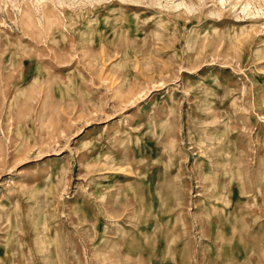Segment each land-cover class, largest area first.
I'll use <instances>...</instances> for the list:
<instances>
[{
  "label": "rangeland",
  "instance_id": "374dc122",
  "mask_svg": "<svg viewBox=\"0 0 264 264\" xmlns=\"http://www.w3.org/2000/svg\"><path fill=\"white\" fill-rule=\"evenodd\" d=\"M0 264H264V0H0Z\"/></svg>",
  "mask_w": 264,
  "mask_h": 264
}]
</instances>
